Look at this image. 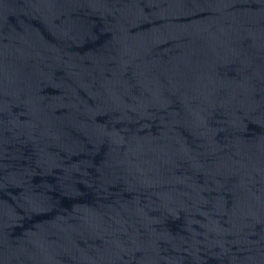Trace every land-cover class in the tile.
<instances>
[{"label": "water", "instance_id": "95a60500", "mask_svg": "<svg viewBox=\"0 0 264 264\" xmlns=\"http://www.w3.org/2000/svg\"><path fill=\"white\" fill-rule=\"evenodd\" d=\"M0 264H264V0H0Z\"/></svg>", "mask_w": 264, "mask_h": 264}]
</instances>
